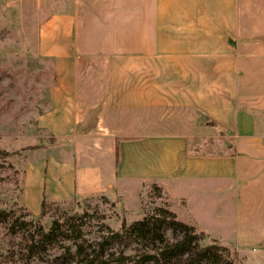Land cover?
<instances>
[{
	"label": "crops",
	"instance_id": "obj_1",
	"mask_svg": "<svg viewBox=\"0 0 264 264\" xmlns=\"http://www.w3.org/2000/svg\"><path fill=\"white\" fill-rule=\"evenodd\" d=\"M39 2L55 82L35 124L90 147L28 160L24 206L155 184L199 231L262 245L264 0Z\"/></svg>",
	"mask_w": 264,
	"mask_h": 264
},
{
	"label": "rangeland",
	"instance_id": "obj_2",
	"mask_svg": "<svg viewBox=\"0 0 264 264\" xmlns=\"http://www.w3.org/2000/svg\"><path fill=\"white\" fill-rule=\"evenodd\" d=\"M45 14L39 0H0V264H123L120 256L131 257L125 264H151L145 255L159 252L176 238L170 229L163 231V241L148 239L147 245L137 240L125 247L109 245L102 252L100 243L111 231L120 230L123 222L130 225L143 218L162 217L164 211L182 221L172 200L155 184L143 186L138 193L131 189L124 198L98 194L45 201L43 215L33 214L22 203V177L28 160L60 157L61 153L76 158L78 145L90 147V142L75 136L56 140L35 124V117L47 109L55 82L52 63L35 49L36 27ZM54 221L53 232L44 238ZM249 225H241L246 235L253 226ZM256 226L264 229V223ZM193 227L192 234L201 232ZM202 233L186 249L195 243L199 247L217 244L222 247L220 256L233 264H264V243L229 246ZM232 238L233 243L239 240L235 234ZM197 264L212 263L203 259Z\"/></svg>",
	"mask_w": 264,
	"mask_h": 264
},
{
	"label": "trees",
	"instance_id": "obj_3",
	"mask_svg": "<svg viewBox=\"0 0 264 264\" xmlns=\"http://www.w3.org/2000/svg\"><path fill=\"white\" fill-rule=\"evenodd\" d=\"M1 153L8 155L7 152ZM45 204L43 200L41 203V215L44 214ZM163 213L164 215L162 217L143 218L130 225L123 222L120 230L111 231L103 238L100 243L101 251L103 252L109 245L125 247L137 240L142 245L146 244L144 242L148 239L152 241H155V239L163 241V231L170 229L176 235V238L172 242H168L164 249L159 252L145 255V258L149 262H152L151 264H197V262L203 259L212 264H233L228 259L220 256L218 251L222 247L217 244L199 247L198 243H195L193 247L186 249L192 243V240H197L203 237L204 234L202 232L192 234L195 231L193 226L176 219V216L169 211H164ZM55 223L56 221L53 222L49 232L43 235L44 238L49 237L53 232ZM68 254L71 255L69 251ZM120 258L124 261L123 264L132 260L131 257L120 256ZM133 264L141 263L134 261Z\"/></svg>",
	"mask_w": 264,
	"mask_h": 264
}]
</instances>
